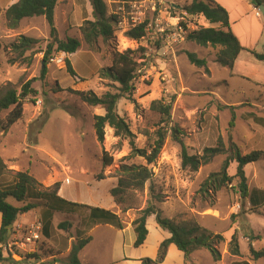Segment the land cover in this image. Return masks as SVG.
Returning <instances> with one entry per match:
<instances>
[{"label": "rangeland", "instance_id": "obj_1", "mask_svg": "<svg viewBox=\"0 0 264 264\" xmlns=\"http://www.w3.org/2000/svg\"><path fill=\"white\" fill-rule=\"evenodd\" d=\"M15 1L0 0V87L11 83L20 92L22 85L33 79L32 86L38 94L25 99L24 115L18 122L6 130L0 126V156L6 166L0 183L11 182L16 171L28 169L41 183L38 185L41 189L53 188L59 181V194L63 197L106 207L112 202L110 190L117 184L121 164L143 163L153 172L145 188L128 193L126 212L115 206L124 223L133 221L139 210L153 203L164 216L177 222L195 220L225 237L217 244L220 260L215 261L211 252L202 248L189 256L188 264L193 261L232 264L237 260L264 264V257L253 259L250 252V244L257 250L264 249V202L253 208L249 198L242 197L238 191V178L220 189L203 185L211 174L221 172L235 145L242 154L264 150V126L254 119V116L264 118V61L248 50L262 52L264 48V14L256 16L255 4L251 0H222L231 12L234 31L248 48L240 52L231 69L216 61L219 47H205L187 39L189 31L206 26L204 17L186 14L184 7L192 0H105L107 15L116 16L115 31L108 41L100 37L95 50L89 48L80 30L85 19H95L91 2L58 0L55 23L59 36L77 37L81 46L73 54L59 51L53 54L69 59L77 76L67 71L65 60L64 64L48 62L47 73L42 78L44 51L51 41L49 25L44 16H34L24 18L15 29L9 28L5 10ZM146 19L149 24L143 38L134 40L126 35L128 29ZM72 24L76 27L72 28ZM20 35L40 42L19 55L10 45ZM139 47H145L146 57L138 59L136 89L132 98L119 100L117 112L129 124L132 139L140 148L152 144L160 126L169 129L175 124L183 130L190 154H203L206 147H216L221 141L223 151L197 171L182 166L181 146L169 135L153 163L133 154L130 138L116 135L109 125L105 127L104 142H99L93 127L94 116L104 114L105 110L87 105L71 91L92 90L99 95L116 91L119 84L110 77H100L101 70L111 66L115 52ZM186 51L205 58L209 72L192 64ZM12 57L16 58L14 63L8 60ZM172 97V122L160 124V115L152 109V104L160 99L170 101ZM11 109L0 111L2 121ZM105 152L113 157V163L103 167ZM236 168L237 162L231 161L227 171L235 175ZM245 169L249 190H264V158ZM101 173L104 178L99 179ZM7 200L22 205L13 197ZM31 201L38 203L33 210L41 214L44 202ZM78 211L82 215L88 213L84 207L75 212ZM57 213L60 223H72L77 218V214ZM32 215V211L26 213L24 218L28 223L39 219L37 216L33 219ZM149 222L153 240L158 234L153 226L157 224L155 215ZM58 225L56 232L65 231ZM235 232L240 256L230 252L229 242ZM31 247H36V251L28 252V259L38 261L47 255L46 241L39 239Z\"/></svg>", "mask_w": 264, "mask_h": 264}, {"label": "trees", "instance_id": "obj_2", "mask_svg": "<svg viewBox=\"0 0 264 264\" xmlns=\"http://www.w3.org/2000/svg\"><path fill=\"white\" fill-rule=\"evenodd\" d=\"M93 7V16L95 19H85L80 26L81 33L86 44L91 50H95L100 37L108 41L114 35L113 20L116 16L109 17L107 15V5L105 0H89ZM251 3L258 7L264 4V0H251ZM58 0H16L10 4L5 10L6 23L9 28L15 29L19 26L21 20L34 16H44L50 28L51 41L48 42L44 51V67L41 77L47 73V64L49 59L54 56V51L63 52L66 54L75 53L81 46V41L77 37H67L62 39L59 36L58 29L55 23V10ZM186 14L191 16H201L210 23L216 26H200L188 32L187 39L196 42L201 46L219 47L216 61L226 67L233 69L236 59L240 52L248 49L242 45L239 37L232 29L230 14L225 6L217 0H192L185 5ZM149 21L146 19L139 24L131 27L126 31V35L134 40H140L147 34ZM181 25L187 28L186 23L181 21ZM40 42L39 39L20 35L18 41L11 43V47L19 55H24L29 49L34 48ZM250 52L261 61H264V48L262 52H257L251 49ZM2 44L0 43V53ZM190 62L199 68H204L209 72L208 62L205 58L199 57L197 53L186 51ZM146 57L145 47L138 49H127L123 52H115L111 66L107 69H102L100 77H110L119 85L116 91L108 90L99 95L92 90H74L82 102L89 106L101 107L105 110L104 114H96L94 116V130L99 142L105 140V127L109 125L114 129L116 135H123L130 138L133 154L143 157L147 163H153L160 155L168 135L181 146L182 166L189 168L192 171H197L199 168L211 161L213 157L223 151L224 144L219 141L216 147H206L203 154H190L187 145L184 141L183 130L178 125H171L169 129L165 126H160L156 133L152 144L149 147H137L133 141V133L130 130L129 124L117 112V104L121 98H132L136 89L134 79L138 74V59ZM10 63H14L16 58H9ZM66 60V59H65ZM67 71L74 77L77 76L71 61L66 60ZM33 79L26 81L19 92L17 88L9 83L4 87H0V111L9 109L11 111L6 116L5 120L0 119V126L3 130L18 122L24 115L25 99L32 95L38 94L37 89L32 86ZM174 97L170 101L165 99L155 100L152 104L154 109L160 115V124L169 125L172 122V108ZM254 119L264 126V118L254 116ZM233 125V123H231ZM264 158V150H252L249 153L242 154L235 145L234 152L227 158L223 164L222 170L219 173H213L203 183L204 186L215 187L220 189L227 184H231L234 179L238 178L237 188L242 197L249 198L253 208H257L264 202V190H249L248 179L245 167ZM237 162L235 175H230L227 171L230 162ZM113 163V157L108 153L103 154V167ZM5 163L0 156V176H3L2 171L5 169ZM153 172L146 164L122 163L119 169L117 184L111 188L110 194L113 202L122 207V211L126 212L129 207L125 206L128 193L132 190H143L146 183L152 177ZM99 179L104 178L101 173L97 176ZM41 184L31 173L30 170H19L13 175V179L8 183H0V213L2 224L0 227V242H6L10 237L11 228L9 225L14 224L19 215L27 213L38 207L37 202L31 200H42L45 204V209L48 211H57L62 213H73L77 208H87L89 210V219L91 222L111 224L118 229H123L125 223L121 216L111 209L100 206H92L83 203L74 202L62 197L59 194L60 182H56L53 188L41 189L38 185ZM13 197L17 202L22 203L21 206H16L10 203L7 199ZM155 215L157 224L164 230L170 233V236L164 239L160 245L158 256L155 260L144 258L143 264H160L166 257L170 244H175L181 250L185 258L199 249L206 248L211 252L215 261L221 259L220 251L217 244L225 240V237L220 233H214L210 229L200 225L197 221H180L164 216L161 210L153 203H148L143 209L139 210V216L133 221L132 225L136 233L135 247L141 246L149 233L147 220L150 216ZM91 222L88 226L91 225ZM71 223L64 221L59 223L60 229H67ZM43 229V228H42ZM45 229V226H44ZM43 232V231H41ZM45 232V230H44ZM91 236H83L81 231L78 235L77 242L73 244L69 260L71 264H81L78 253L90 242ZM230 252L234 256H240V245L237 233H233L230 240ZM250 252L253 259L264 257V249L257 250L250 244ZM36 259L39 258L35 253H31ZM0 262L16 263V260L11 256L0 251ZM194 264V263H193ZM232 264H251L249 260H237Z\"/></svg>", "mask_w": 264, "mask_h": 264}, {"label": "crops", "instance_id": "obj_3", "mask_svg": "<svg viewBox=\"0 0 264 264\" xmlns=\"http://www.w3.org/2000/svg\"><path fill=\"white\" fill-rule=\"evenodd\" d=\"M217 1L222 5L224 4L223 6H228L222 0ZM229 14L232 29L234 31L230 11ZM209 24L207 21L205 22L206 26H216V24ZM75 27L76 25L72 24V28ZM238 37L239 39L241 38V36ZM60 195L63 197L61 193ZM74 202H77V200H75ZM78 203L83 202L78 201ZM92 206L98 205L94 204ZM115 206L117 205H115L112 199V202L104 208L116 211ZM34 210H32L33 219L37 216L43 224V232H41L40 239L46 241L47 243V255L40 257L41 259L37 261L33 258L28 259V252H23L18 258H14L16 260V263L0 262V264H71L69 260V255L71 253L73 244L77 242L80 231L83 236H91L90 242L86 244L78 253V258L81 264H143V259L146 257L151 258L153 260L157 258L162 241L170 236V233L168 231L162 229L158 224L154 223L153 226L158 234L152 240L150 238V235H152L151 224L149 222V218L151 217L150 216L147 220V227L149 230L148 236L141 246L135 247L134 243L136 240V233L132 225V221L126 222L123 229H118L111 224H104L98 222L93 223L89 219V210L88 213H84L83 215L80 213V211L73 213H63L64 215L67 214V216L70 214H77V218H73L72 223L71 221H69L71 224L68 226L67 229H65V231L56 232L57 225L60 223L59 221L61 218L58 217V213L57 215H55V212L57 211L52 212L48 211L47 209H41L40 214L39 212L36 213ZM25 216L26 213L19 215L17 221L12 224V230L19 223L28 224V219L24 218ZM90 222L91 225L88 226ZM1 224L2 218L0 213V227ZM191 254L189 256H191ZM188 258H185L184 253L179 250L175 244H170L167 250L166 257L160 264H188ZM193 263L197 264L195 263V261L191 262V264Z\"/></svg>", "mask_w": 264, "mask_h": 264}, {"label": "built area", "instance_id": "obj_4", "mask_svg": "<svg viewBox=\"0 0 264 264\" xmlns=\"http://www.w3.org/2000/svg\"><path fill=\"white\" fill-rule=\"evenodd\" d=\"M256 16L261 15V10L256 7ZM65 63L64 56H53L49 59V63ZM43 224L41 220L29 222L28 224H17V226L11 231V235L6 242H0V251L4 254H9L13 258L21 256L23 252L36 251L35 245L41 236Z\"/></svg>", "mask_w": 264, "mask_h": 264}, {"label": "water", "instance_id": "obj_5", "mask_svg": "<svg viewBox=\"0 0 264 264\" xmlns=\"http://www.w3.org/2000/svg\"><path fill=\"white\" fill-rule=\"evenodd\" d=\"M258 8L261 10V12L264 14V4H261L258 6ZM43 67H44V62H43ZM12 225H9L8 228H11Z\"/></svg>", "mask_w": 264, "mask_h": 264}]
</instances>
